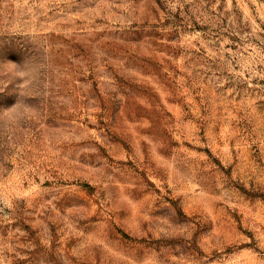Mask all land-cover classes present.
Listing matches in <instances>:
<instances>
[{
    "label": "rangeland",
    "instance_id": "1",
    "mask_svg": "<svg viewBox=\"0 0 264 264\" xmlns=\"http://www.w3.org/2000/svg\"><path fill=\"white\" fill-rule=\"evenodd\" d=\"M0 264H264V0H0Z\"/></svg>",
    "mask_w": 264,
    "mask_h": 264
}]
</instances>
